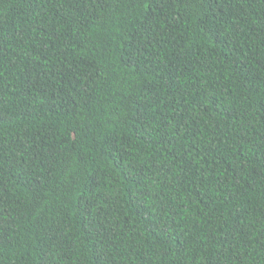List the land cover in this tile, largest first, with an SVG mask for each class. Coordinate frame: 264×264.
<instances>
[{"label":"trees","instance_id":"1","mask_svg":"<svg viewBox=\"0 0 264 264\" xmlns=\"http://www.w3.org/2000/svg\"><path fill=\"white\" fill-rule=\"evenodd\" d=\"M0 264H264V0H0Z\"/></svg>","mask_w":264,"mask_h":264}]
</instances>
